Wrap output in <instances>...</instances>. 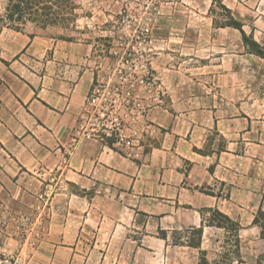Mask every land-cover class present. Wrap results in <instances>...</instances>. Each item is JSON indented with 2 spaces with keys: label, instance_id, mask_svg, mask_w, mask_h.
<instances>
[{
  "label": "crops",
  "instance_id": "0c3cea01",
  "mask_svg": "<svg viewBox=\"0 0 264 264\" xmlns=\"http://www.w3.org/2000/svg\"><path fill=\"white\" fill-rule=\"evenodd\" d=\"M168 18L146 43L157 99L145 113L147 151L83 127L98 73L92 42L0 28L2 255L222 264L229 254L230 264H264V58L237 29ZM213 211L239 225L238 255Z\"/></svg>",
  "mask_w": 264,
  "mask_h": 264
},
{
  "label": "rangeland",
  "instance_id": "374dc122",
  "mask_svg": "<svg viewBox=\"0 0 264 264\" xmlns=\"http://www.w3.org/2000/svg\"><path fill=\"white\" fill-rule=\"evenodd\" d=\"M219 2L243 24L245 33L252 34L264 48V0H51L47 5L49 9L38 11L40 16L57 17L49 24L31 21V11L25 6L20 14L21 21L9 24L2 18L7 13L6 7L11 9L14 0H0V28L10 25L55 38L92 42L104 115L89 109L83 118V127L89 132L90 128H95L99 134L107 133L106 137L115 141L119 139L118 132L112 129L118 127L122 137L120 147L147 151L153 145V128L145 113L157 101L152 92L156 87L152 80L155 74L148 64L153 53L146 48L151 28L171 25L168 18L171 11L177 13L174 25L196 26L207 18L213 25V17L217 18L221 11ZM72 4L77 15L75 21L66 20L72 11L68 6ZM13 16L15 18L17 13ZM187 37L189 43H196L195 32ZM123 140L129 143L124 144ZM9 257L0 253V264ZM230 258L231 255L225 254L222 264H230Z\"/></svg>",
  "mask_w": 264,
  "mask_h": 264
},
{
  "label": "trees",
  "instance_id": "16d2710c",
  "mask_svg": "<svg viewBox=\"0 0 264 264\" xmlns=\"http://www.w3.org/2000/svg\"><path fill=\"white\" fill-rule=\"evenodd\" d=\"M56 1V0H55ZM215 1V0H212ZM48 2H51V0H14V3L11 4V9L8 10V6L6 7V15L2 18L5 21H8L9 24L10 23H16L21 21V11L24 8L23 6H25L26 8H28L31 11V21H37L40 24H49V23H53L54 21H56L57 17H53V16H48L49 14H42L41 16L38 14L39 10H44L46 8L49 9V7H47ZM10 4V3H8ZM68 8L70 10H72L69 13V17L66 18V20H71V21H75V19L77 18V15L74 13L75 10V6L72 4L71 7L68 6ZM219 8H220V13L217 14V18L213 17V25L217 28H224V27H231L234 29H237L241 36H242V40L244 42V44L248 47V51L252 54H255L257 56H260L262 58H264V48L262 46L259 45V43H257L254 39L252 34L247 35L245 33V31L243 30V24L235 19L233 17V15L231 14L230 9H228L224 4L219 2ZM214 9H211V11H213ZM17 13V16L14 18V14ZM52 14V13H50ZM6 27L12 28L14 30H20L17 27H13L10 25H7ZM106 141L109 145H111L112 143L116 142L115 140L106 137ZM211 220H213V222L216 223L217 226H222V227H226L227 229H229L234 236V245H235V249H234V253L235 255H238V229H239V225L237 223L232 222L231 220H229L226 216L220 214L217 211H213L211 213ZM254 222L256 223L257 221L254 220ZM201 264H206L204 259H201Z\"/></svg>",
  "mask_w": 264,
  "mask_h": 264
},
{
  "label": "built area",
  "instance_id": "2783aa9c",
  "mask_svg": "<svg viewBox=\"0 0 264 264\" xmlns=\"http://www.w3.org/2000/svg\"><path fill=\"white\" fill-rule=\"evenodd\" d=\"M146 31H148V29H146ZM152 80H153V78H152ZM140 82L142 83V82H144V80L141 78ZM146 83L148 84V82H146ZM98 84L99 83H97V79H96L94 84H93V87L91 89V92L89 93V95L87 97V102H86V106L87 107H86V111H85V115L84 116L87 115L89 109H91L92 111H97L98 115L99 114L100 115H104V112L102 111L103 108L100 105V101H99V99H100V97L102 95L101 94L102 91L98 87L101 86V85H98ZM112 130H114V131L119 133V134L117 133L119 139L116 140V142L118 141V143L119 142L121 143L122 137H121V133H120V131H121L120 128L116 127V128H114ZM90 133H93L95 135L99 134L97 131H95V128H90ZM104 136H107V133ZM123 142H124V144H128L129 143L128 141H124V140H123ZM3 262H4V264H20L18 258H16V257H9L8 259H4Z\"/></svg>",
  "mask_w": 264,
  "mask_h": 264
}]
</instances>
